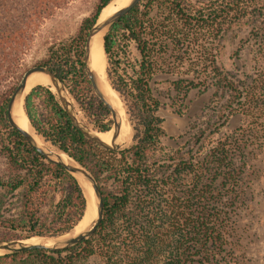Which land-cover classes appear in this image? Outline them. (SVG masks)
<instances>
[{
	"label": "trees",
	"instance_id": "16d2710c",
	"mask_svg": "<svg viewBox=\"0 0 264 264\" xmlns=\"http://www.w3.org/2000/svg\"><path fill=\"white\" fill-rule=\"evenodd\" d=\"M37 1L43 9L48 7L49 0ZM112 1H100L69 48L38 64L69 84L72 96L99 133L110 132L113 121L93 92L83 50L89 31ZM245 1L142 0L112 25L104 36V50L111 84L132 122L129 148H98L73 125L50 87L32 89L25 98L27 117L40 136L96 178L104 199L103 221L92 237L66 251L5 254L0 255V264H58L61 258L56 256L62 254H70L73 264L80 255L92 264H241L233 233L234 216L243 204L247 158L240 138L218 135L229 118L264 111V85L256 86L252 76L242 79L212 61L205 89H214L219 97L217 119L169 154L163 145V103L153 88V78L157 45L168 39L171 44L182 42L184 24L210 21L219 25L221 33L225 26L229 30L243 25L249 13ZM10 12L6 0L0 1V151L9 169V175H0V239L62 235L85 218L87 198L76 177L47 161L7 120L8 102L16 88L7 81L17 72L25 46L20 30L13 28L15 16ZM131 42L140 57L126 80L120 74V55L122 46ZM167 81L182 93L179 80ZM193 85L187 86V93L198 88ZM37 100L43 107L39 116L33 112Z\"/></svg>",
	"mask_w": 264,
	"mask_h": 264
},
{
	"label": "rangeland",
	"instance_id": "374dc122",
	"mask_svg": "<svg viewBox=\"0 0 264 264\" xmlns=\"http://www.w3.org/2000/svg\"><path fill=\"white\" fill-rule=\"evenodd\" d=\"M100 1L49 0L48 7L43 9L37 0H6L7 11L10 9L11 16H15L13 22L16 26L13 28L20 30L25 43L17 62L18 70L7 81L8 86H17L27 69L49 59L54 53L69 48L79 36L83 21L95 12ZM245 3L249 13L243 25L232 26L229 30L225 26V31L221 33L219 25L210 21L194 22L191 26L184 24L182 42L171 44L168 39L162 46H156L155 59L158 64L153 88L159 93L163 103L160 116L164 118L166 135L163 145L167 153L184 146L199 128L212 126L217 119L219 97L215 95L214 89H205L212 61H219L227 71L242 79L252 76L257 80L256 86L264 85V0H246ZM38 4L40 7L36 9ZM23 9H26V13H22ZM39 10H42L41 14H38ZM120 56V74L129 80L133 75L136 59L140 57L139 51L133 42L126 43L122 46ZM109 68L107 59V77L112 86ZM167 80H179L182 93H178ZM64 83L79 117L98 131L89 123L72 96L69 84L65 80ZM191 83H194L193 86L198 85V88H192L187 93V86ZM51 89L56 94L55 88ZM118 96L131 131L130 140L121 148L124 150L133 144L134 130L126 104L119 94ZM41 110L43 107L37 100L33 112L39 116ZM218 136L240 138L247 158L243 204L234 216L236 254L241 264H264V111L229 118ZM0 175H9L7 160L1 151ZM56 258H61L58 264H73L70 254H62V257ZM74 264H92V260H86L84 255H80Z\"/></svg>",
	"mask_w": 264,
	"mask_h": 264
},
{
	"label": "water",
	"instance_id": "95a60500",
	"mask_svg": "<svg viewBox=\"0 0 264 264\" xmlns=\"http://www.w3.org/2000/svg\"><path fill=\"white\" fill-rule=\"evenodd\" d=\"M141 1L142 0H131V2L127 6L121 8L120 10L108 16L104 20H101V15H100L98 22L91 28V30L89 31L86 37V41H85L84 55H83L84 70L91 83V87L95 95L99 98V100L103 103V105L108 109L111 115V118L113 121V127L111 129L113 131V140L111 144L104 142L97 134V132L99 131H96L95 129L91 128L85 121H83L79 117L76 111V108L72 100L70 99V94L64 83V80L47 66L35 65L27 69L24 72L23 76L21 77L18 85L16 86L15 91L11 95L10 100L8 102V106H7V112H6V117H7V120L10 126L13 129L17 130L27 140V142L38 153H40L47 161L62 166L63 168H65L67 172L72 174L77 179L79 177L83 178L84 180H86L87 182L91 184L94 190V195H95V208H96L97 216L94 222L86 230H84L83 232L79 234H74L75 229H76L75 228L73 231L66 233V234H62V235L32 237V238L38 239V242L35 244H31V243L28 244L25 242L26 240H30L32 238L30 239H0V250L2 251L1 255L24 252V251L35 250V249L48 250L54 253L63 252V251H66L78 245L83 240L92 237L97 231L98 227L101 225L103 221V213H104V199H103L101 188L96 178L84 166L76 162L73 158L69 157L73 160L74 164L67 163L59 155L55 154L54 152H51L45 147L40 146L35 136L31 132L21 128L19 124L16 122V119L14 118V114H13L14 105L17 100H22L23 103H25V98L30 93V92L25 93L29 77L33 75L34 73H44L50 78L55 88V92L58 95L59 101L62 107L64 108V110L66 111V113L68 114L73 125L87 139L94 142L96 146H98L99 148L103 150H109V151L121 150V148L130 139L126 141L125 143L120 141V135H121V130L123 126L122 116L120 115L119 110L114 107V105L111 103L109 98L103 92L100 82L98 80V76L92 69V63H91L92 44H93L94 38L96 37L98 33L102 32L104 33V36H105L109 32L113 24H115L122 17L126 16ZM113 90L116 92L114 88ZM86 212H87V209H86ZM50 241L54 242V244L51 246L46 244V242H50Z\"/></svg>",
	"mask_w": 264,
	"mask_h": 264
},
{
	"label": "bare ground",
	"instance_id": "6f19581e",
	"mask_svg": "<svg viewBox=\"0 0 264 264\" xmlns=\"http://www.w3.org/2000/svg\"><path fill=\"white\" fill-rule=\"evenodd\" d=\"M131 0H113L107 7H105L101 13V20H104L108 16L112 15L113 13L117 12L121 8L127 6ZM92 69L97 74L98 80L100 82L101 88L106 96L109 98L111 103L114 105L116 109L119 110L120 115L122 116L123 126L120 135V141L126 142L129 140L131 131L128 124V121L125 116L123 104L118 96V94L113 90L112 86L110 85L107 77V59L104 50V33H98L94 38L92 44V57H91ZM47 86L53 88V84L50 78L44 73H34L31 75L27 82V87L25 93H29L33 88L36 86ZM14 118L19 126L29 132H31L38 144L46 149L54 152L55 154L59 155L66 161L67 163L74 164L73 160L69 158L65 153L61 152L58 148L53 146L51 143L47 142L42 136H40L36 129L30 124V121L25 113L24 103L22 100H17L14 105ZM98 136L106 143L111 144L113 140V131L111 130L108 133H97ZM85 196L87 198V212L85 218L82 222L76 227L74 234H79L86 230L96 219V208H95V195L94 190L89 182L84 180L83 178H78ZM26 243L35 244L38 242V239L32 238L30 240H26ZM47 245L51 246L54 242H46ZM2 251L0 250V255Z\"/></svg>",
	"mask_w": 264,
	"mask_h": 264
}]
</instances>
